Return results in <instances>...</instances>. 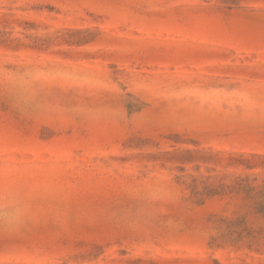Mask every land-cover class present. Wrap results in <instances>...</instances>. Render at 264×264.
I'll list each match as a JSON object with an SVG mask.
<instances>
[{
  "label": "rangeland",
  "instance_id": "obj_1",
  "mask_svg": "<svg viewBox=\"0 0 264 264\" xmlns=\"http://www.w3.org/2000/svg\"><path fill=\"white\" fill-rule=\"evenodd\" d=\"M247 176L264 0H0V264H264Z\"/></svg>",
  "mask_w": 264,
  "mask_h": 264
},
{
  "label": "trees",
  "instance_id": "obj_2",
  "mask_svg": "<svg viewBox=\"0 0 264 264\" xmlns=\"http://www.w3.org/2000/svg\"><path fill=\"white\" fill-rule=\"evenodd\" d=\"M249 169L254 166L247 164ZM235 186L238 190H242L253 201L256 213L264 218V180L260 182L259 178L247 176L245 178H237Z\"/></svg>",
  "mask_w": 264,
  "mask_h": 264
},
{
  "label": "clouds",
  "instance_id": "obj_3",
  "mask_svg": "<svg viewBox=\"0 0 264 264\" xmlns=\"http://www.w3.org/2000/svg\"><path fill=\"white\" fill-rule=\"evenodd\" d=\"M13 216H14L13 213H11V212L7 213V217H8V219H9L10 222H11Z\"/></svg>",
  "mask_w": 264,
  "mask_h": 264
}]
</instances>
